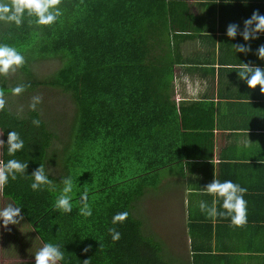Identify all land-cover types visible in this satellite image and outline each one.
<instances>
[{"label": "trees", "instance_id": "obj_1", "mask_svg": "<svg viewBox=\"0 0 264 264\" xmlns=\"http://www.w3.org/2000/svg\"><path fill=\"white\" fill-rule=\"evenodd\" d=\"M187 1L62 0V15L52 25H38L27 14L20 26L0 21V44L24 55L20 71L28 78L11 87L3 78L0 88L8 94L30 85L23 92L28 94L48 85L70 94L75 104L70 131L60 142L38 109L23 116L6 103L0 112V139L7 142L14 130L24 140L15 156L4 145L2 163H28L24 175L9 177L2 186L3 196L24 216L23 225H9L13 243L27 234L33 245L59 244L64 253L59 264H174L163 255L161 242L145 235L132 209L149 188L159 186L163 169L213 180L214 168L205 169L214 157L213 111H201L199 102L177 104L172 97L177 63L172 45L202 35L207 20L190 15ZM49 58H59L61 66L48 79L33 80L36 66L29 64ZM193 113L197 125L190 126ZM33 119L41 121L39 127ZM40 164L54 190L30 187ZM69 176L73 208L64 213L55 200ZM85 189L90 217L79 212ZM125 211L127 219L113 224V216ZM200 222L190 218V233ZM19 227L30 232L18 234ZM110 228L121 233L119 240L112 239Z\"/></svg>", "mask_w": 264, "mask_h": 264}, {"label": "crops", "instance_id": "obj_2", "mask_svg": "<svg viewBox=\"0 0 264 264\" xmlns=\"http://www.w3.org/2000/svg\"><path fill=\"white\" fill-rule=\"evenodd\" d=\"M187 2L190 15L207 20L202 35L172 45L171 53L177 59L172 97L177 104L199 102L203 105L201 111H213L214 157L205 169L214 168L213 179L231 180L247 188L244 198L248 222L242 228L234 227L230 217L212 219L201 212L199 203L204 201L210 207L214 199L218 211H224L222 199L206 193L204 187L209 183L203 175L183 171L181 182L184 180V185L180 183L183 188L180 198L182 236L180 232L176 235L182 246L172 250L171 259L176 262L174 264H264V163H261L264 160V94L259 86L249 88L237 72L243 63L264 68V60L255 54L264 44V34L250 42L240 35L235 39L226 35L230 23L239 24L243 30V21L255 10L264 15V0ZM249 43L252 52L247 55L236 52L234 44ZM194 113L188 122L190 126L197 125ZM245 142L248 147L244 146ZM1 152L0 149V164ZM2 186L0 196L6 205H15L3 196ZM192 217L201 222L190 233ZM21 223L24 224V220ZM8 231H1V234L11 242L9 250L16 260L12 264H35V253L43 244L33 245L26 233L27 237L20 234L19 244L13 243V233Z\"/></svg>", "mask_w": 264, "mask_h": 264}, {"label": "clouds", "instance_id": "obj_3", "mask_svg": "<svg viewBox=\"0 0 264 264\" xmlns=\"http://www.w3.org/2000/svg\"><path fill=\"white\" fill-rule=\"evenodd\" d=\"M219 2V0H217ZM62 0H0V21L6 23H15L20 26L23 23L25 14L28 17H35V23L38 25H52L62 15L60 5ZM243 30L240 29V25L237 23H230L226 29V35L235 39L238 35L242 36L245 41H251L258 39L260 34H264V15L259 10H255L250 18L243 21ZM236 52H241L247 55L252 52V48L249 44H234ZM255 54L259 59L264 60V44L260 45ZM25 57L16 48L6 44H0V75L9 76L14 74L18 69L25 65ZM239 78L244 80L249 88L255 89L259 86V90L264 94V68L255 66L250 63H243L237 70ZM30 85H18L11 90L12 95L19 96ZM43 97L41 95H34L31 98L29 108L32 111L37 109V105L42 103ZM6 107L5 92L0 88V112L4 111ZM23 111L21 107L20 112ZM33 125L39 127L41 121L39 119H33L31 122ZM3 136V134H0ZM7 144V151L9 156H15L18 151L23 150L24 140L20 137V134L14 130L8 133L7 142L0 139V149ZM245 147L249 144L245 142ZM264 163V160H261ZM28 163L21 162L17 159H10L6 163L0 164V185L7 184L9 177L12 180L17 179V174L24 175L27 172ZM33 183L30 185L33 191L42 190L47 186L48 189L54 190L53 182L49 178V175L45 171L43 164H40L32 173ZM64 185L61 193L55 200V208L64 213H70L73 208L72 193L74 190L73 179L69 176L63 178L61 181ZM206 193L213 197H219L222 199V208L224 211H218L216 206V200L214 199L212 205L209 207L204 201L199 203L201 212L206 213L209 218L230 217L231 225L234 227H244L247 220V201L244 198L247 193V188L234 183L231 180H225L221 182L216 177L206 186ZM89 194L85 189L80 196L82 206L79 212L84 217H90L92 215V208L88 203ZM129 213L118 212L113 216L112 223H123ZM24 219L21 213V208L13 204L0 208V227L6 228L9 231V225H19ZM109 233L114 241L121 238V233L116 228H110ZM90 247V246H89ZM89 247L84 249L85 252L89 250ZM64 259V253L61 251L59 244L46 243L35 253V264H59ZM88 264V260L84 261Z\"/></svg>", "mask_w": 264, "mask_h": 264}, {"label": "rangeland", "instance_id": "obj_4", "mask_svg": "<svg viewBox=\"0 0 264 264\" xmlns=\"http://www.w3.org/2000/svg\"><path fill=\"white\" fill-rule=\"evenodd\" d=\"M61 64L62 61L59 58L42 59L34 64L30 63V66L33 65L32 68L36 66L33 69L34 78L32 79L38 81L48 79ZM0 78V83L3 78H7L6 85L8 87L19 83L17 81H26L28 79L20 69L9 76L3 77V75H0ZM34 95H41L43 97V101L37 105V109L42 118L49 124L50 129L56 134L55 142H58L61 138L63 140L66 139V134L70 131V124L73 122L75 113V104L70 94L65 93L60 88L39 85L35 90H30L28 94L22 93L16 96L12 95V93H5V98L8 107L13 112L17 113L18 111L21 115L27 116L28 112L31 111L29 104ZM21 107H23L22 112H20ZM54 171L56 172L57 170L54 168ZM181 173L175 167L163 169L160 173L161 183L159 186L149 188L146 194L135 202L132 209L133 214L143 221L145 235L161 242L163 246L162 253L165 250L164 256L171 263H176L171 259L173 258L172 250L182 246L178 243L179 238L176 236L179 234L178 232H180L179 236H182V206H180V198L183 188L180 187V183L184 185V180L181 182V177H183ZM5 206H7L6 202L0 196V208ZM0 230L4 233L6 228L0 227ZM1 231L0 264H12L16 260L11 256L9 250L11 242L5 240ZM26 231L27 229L17 228L18 234L19 232L22 234L26 233ZM11 232L13 233V229H11Z\"/></svg>", "mask_w": 264, "mask_h": 264}]
</instances>
